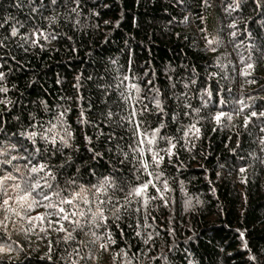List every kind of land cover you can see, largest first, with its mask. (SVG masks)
I'll return each mask as SVG.
<instances>
[{
    "label": "trees",
    "instance_id": "trees-1",
    "mask_svg": "<svg viewBox=\"0 0 264 264\" xmlns=\"http://www.w3.org/2000/svg\"><path fill=\"white\" fill-rule=\"evenodd\" d=\"M0 24V87L8 88L0 101H10L0 103V141L19 140L18 148L31 150L20 134L45 131L64 112L71 147L48 158L62 185L73 176L82 184L111 176L125 190L137 182L136 166L120 163L124 152L132 156L130 125L107 117L109 109L126 115L118 76L137 83L144 97L153 95L150 87L159 89L167 115L153 101L147 123L157 127L162 120L161 134L177 142L176 154L165 155L157 169L163 200L147 209L133 200L118 220L105 206L107 224L95 231L115 241L107 251L98 247L103 240L93 244L83 232L64 243L65 233L41 231L46 223L36 221L29 231L26 221L10 216L13 250L3 261L68 264L72 253L78 264H264V0H0ZM241 100L250 107L237 114ZM220 111L232 119L218 124ZM251 111L258 116L245 126ZM194 120L199 138L186 142L178 129ZM36 146L43 149L44 141L37 138ZM114 199L123 203V194ZM121 249L127 257L117 256Z\"/></svg>",
    "mask_w": 264,
    "mask_h": 264
},
{
    "label": "snow or ice",
    "instance_id": "snow-or-ice-1",
    "mask_svg": "<svg viewBox=\"0 0 264 264\" xmlns=\"http://www.w3.org/2000/svg\"><path fill=\"white\" fill-rule=\"evenodd\" d=\"M52 3L55 4L56 0H52ZM72 11L75 12L76 9L73 8ZM0 27H3V25L0 24ZM17 31L18 29L12 28L11 35H17ZM39 35L43 36L44 34L39 33ZM208 43L211 45L218 42L209 40ZM252 67L251 63L246 65L248 69ZM242 74L244 76L250 75L248 71H244ZM2 78L3 73L0 72V79ZM116 79L118 83L115 88L119 92V100L123 102L122 110L126 115H121L119 112H113L109 109L107 117L111 120L113 116H119V120L116 122L118 125H123L125 122L130 125L133 143L129 145V148L132 156L130 158L129 153L124 152V160H121L120 163L123 165L125 162H129L136 166L137 182L134 185H129L125 190L111 176L97 178L96 183L90 184L79 183V177L73 176L64 180L62 185L59 178V169L53 170L55 166L48 163V158L57 153L62 154L65 148L71 147L69 140L73 134L65 126L64 112H60L55 117V123L49 121L50 127L45 131H30L20 134L27 141H31V150L27 145H20L18 148L19 140L15 144H5L0 141V211L5 213L4 218L0 220V264H8V262L3 261L2 257L10 254L13 250L11 244L7 243V240L10 239L7 232V222L10 220V216H15L18 221H26L29 225L27 229L29 231L35 230L36 221L41 224L46 223L48 228H41V231L52 229L65 233L63 236L64 243L75 242L76 235L74 234L83 232L84 235L93 237L91 241L93 244L103 240L104 242L99 243L98 247L107 251L115 241L111 239L110 233H106L102 238L95 231L101 228L102 225L106 226L107 224L106 205H111L114 208L112 215L114 219L118 220L121 210L126 211L133 200L140 203L142 208L147 209L151 201L158 198L164 199L161 188L158 187V182H161L163 173L157 171V169L164 162L165 155L171 159L176 154L177 142H174V137L161 134V130L166 127L162 120L157 127H152L147 123L146 114H151L152 110H150L149 104L153 101L158 114L160 116L167 115L164 111L159 89L150 87L153 95L144 97L140 95L142 90L137 83L128 82V76H118ZM153 83V81H148L149 86ZM108 87L111 86H105V91ZM0 92L7 93L8 88L0 87ZM177 99L179 100L180 97H177ZM146 100L147 102H145ZM0 103L8 104L10 101L4 100ZM238 103L240 107L237 114L250 107L243 100L238 101ZM193 111L198 113L199 109ZM185 115H189V113H185ZM257 116L256 111H251V115L245 118V126L251 122L253 117ZM259 116L264 117V112L259 113ZM172 119H176L175 115L172 116ZM214 119L220 124L225 119L230 121L232 115L220 111L214 116ZM80 120L81 123L88 122L83 109L81 110ZM197 123L198 121L194 120L190 125L178 129V131H183L181 139L186 142H189L191 138L198 139L200 129L196 126ZM0 131H3V129H0ZM37 138L44 141L45 147L43 149L36 146ZM161 142L168 146L161 147ZM261 143H264V138H262ZM13 152L18 154L12 155ZM97 155L100 154L94 153V158ZM21 161H23V164L20 163ZM67 163H71L70 157L67 159ZM60 167H64V165ZM239 171L243 173L246 169L240 168ZM91 175H95V171H92ZM162 183L164 191H168L167 181L164 180ZM150 188L160 195L151 194ZM117 193L123 194V203H120L118 199H114ZM164 202L167 204L166 200ZM39 208H43L45 211L43 213L38 212L33 216L32 213ZM140 210V208L136 209L137 212ZM145 219H147L146 216ZM65 224L71 225V230L66 228ZM240 236L243 237L244 233L240 232ZM79 243L82 244L83 241ZM245 247H247L246 241ZM74 251L78 256V250ZM71 256L72 253H68L66 258L68 264H78V261L72 260ZM117 256L127 257V252L121 249ZM80 259H84V257H80ZM125 264H131V261L127 260Z\"/></svg>",
    "mask_w": 264,
    "mask_h": 264
},
{
    "label": "rangeland",
    "instance_id": "rangeland-1",
    "mask_svg": "<svg viewBox=\"0 0 264 264\" xmlns=\"http://www.w3.org/2000/svg\"><path fill=\"white\" fill-rule=\"evenodd\" d=\"M94 264H98V262H97V261H95V262H94Z\"/></svg>",
    "mask_w": 264,
    "mask_h": 264
}]
</instances>
